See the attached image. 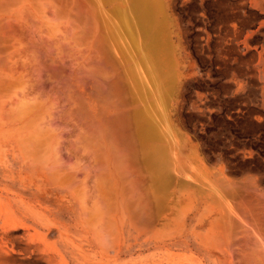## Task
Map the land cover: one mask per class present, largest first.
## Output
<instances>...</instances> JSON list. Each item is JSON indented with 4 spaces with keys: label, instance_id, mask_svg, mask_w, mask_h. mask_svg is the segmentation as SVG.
<instances>
[{
    "label": "rangeland",
    "instance_id": "rangeland-1",
    "mask_svg": "<svg viewBox=\"0 0 264 264\" xmlns=\"http://www.w3.org/2000/svg\"><path fill=\"white\" fill-rule=\"evenodd\" d=\"M161 1L142 138L108 5L0 0V264H264V0Z\"/></svg>",
    "mask_w": 264,
    "mask_h": 264
},
{
    "label": "bare ground",
    "instance_id": "bare-ground-1",
    "mask_svg": "<svg viewBox=\"0 0 264 264\" xmlns=\"http://www.w3.org/2000/svg\"><path fill=\"white\" fill-rule=\"evenodd\" d=\"M96 1L102 6L108 5L106 8L104 7V9H102L103 15H101L102 22L106 29L105 32L118 57L126 62L125 66L127 70H129L128 75H130L131 86H133L135 92L134 95H136L137 98L139 97L143 103V107L141 108L142 113H140L139 110L136 112L140 113V115L135 113L138 114L139 121H137L140 124L141 136L142 138L143 135L149 137L154 133V130L150 132L151 134L149 133L148 128L150 125L147 121L151 120V123L152 121L153 123L154 121L156 122V120L162 121L158 114L160 111L159 103L163 105V110L167 109L162 93L159 94L158 92L160 88V75L158 64L156 63V58L158 59V52L160 51V49L158 51V46L162 23L161 11L163 2L161 0H119L120 3L115 4L117 0ZM128 1L130 2L129 4H127ZM150 96L155 97L157 101L160 99L161 102L158 103L155 101V104H151L154 100L151 102ZM142 103L140 104L141 106ZM152 105H156L158 108ZM166 115H168V113ZM160 117L164 118L162 113H160ZM167 120L169 119L167 118ZM165 123L167 124V121ZM155 124L153 126H155ZM165 129L166 128H164V130ZM160 130H162L161 127ZM154 135L156 136V134ZM153 136L151 137L153 138ZM156 154L157 153L150 152L147 162L150 167H152L154 173H158L154 179L159 182L161 186L166 185L167 178L162 172L163 169L159 158L160 156H156Z\"/></svg>",
    "mask_w": 264,
    "mask_h": 264
}]
</instances>
